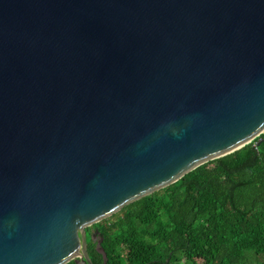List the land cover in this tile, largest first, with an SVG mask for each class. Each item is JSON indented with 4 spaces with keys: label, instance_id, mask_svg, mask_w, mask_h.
Returning a JSON list of instances; mask_svg holds the SVG:
<instances>
[{
    "label": "water",
    "instance_id": "obj_1",
    "mask_svg": "<svg viewBox=\"0 0 264 264\" xmlns=\"http://www.w3.org/2000/svg\"><path fill=\"white\" fill-rule=\"evenodd\" d=\"M263 132L264 0H0V264Z\"/></svg>",
    "mask_w": 264,
    "mask_h": 264
},
{
    "label": "trees",
    "instance_id": "obj_2",
    "mask_svg": "<svg viewBox=\"0 0 264 264\" xmlns=\"http://www.w3.org/2000/svg\"><path fill=\"white\" fill-rule=\"evenodd\" d=\"M119 211L95 236L105 264H264V132Z\"/></svg>",
    "mask_w": 264,
    "mask_h": 264
},
{
    "label": "rangeland",
    "instance_id": "obj_3",
    "mask_svg": "<svg viewBox=\"0 0 264 264\" xmlns=\"http://www.w3.org/2000/svg\"><path fill=\"white\" fill-rule=\"evenodd\" d=\"M250 142V141H249ZM120 211L118 210L117 212L109 215V216H106L105 218H102L100 219L99 221H96V222H93L87 226L84 227V232H85V235H86V243L89 239V235L93 234L94 231H98L100 226L103 225V224H106L112 220H114L118 215H119ZM97 235V234H95ZM93 242L96 246V242H97V238L94 236L93 238Z\"/></svg>",
    "mask_w": 264,
    "mask_h": 264
},
{
    "label": "flooded vegetation",
    "instance_id": "obj_4",
    "mask_svg": "<svg viewBox=\"0 0 264 264\" xmlns=\"http://www.w3.org/2000/svg\"><path fill=\"white\" fill-rule=\"evenodd\" d=\"M94 232H96V231H94ZM96 234H97V233H96ZM90 236H91V235H89V239H90ZM95 236H96V235H95Z\"/></svg>",
    "mask_w": 264,
    "mask_h": 264
}]
</instances>
